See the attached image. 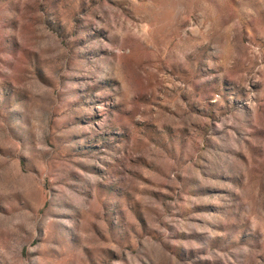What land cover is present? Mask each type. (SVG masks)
<instances>
[{
    "label": "rangeland",
    "instance_id": "rangeland-1",
    "mask_svg": "<svg viewBox=\"0 0 264 264\" xmlns=\"http://www.w3.org/2000/svg\"><path fill=\"white\" fill-rule=\"evenodd\" d=\"M0 264H264V0H0Z\"/></svg>",
    "mask_w": 264,
    "mask_h": 264
}]
</instances>
